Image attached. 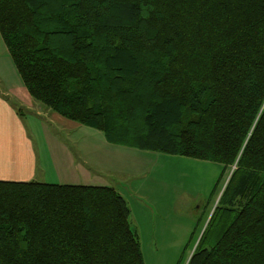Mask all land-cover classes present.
<instances>
[{
    "label": "trees",
    "instance_id": "obj_1",
    "mask_svg": "<svg viewBox=\"0 0 264 264\" xmlns=\"http://www.w3.org/2000/svg\"><path fill=\"white\" fill-rule=\"evenodd\" d=\"M0 34L46 108L222 164L209 202L235 166L187 264H264V0H0ZM130 215L112 186L0 180V264H145Z\"/></svg>",
    "mask_w": 264,
    "mask_h": 264
},
{
    "label": "rangeland",
    "instance_id": "obj_2",
    "mask_svg": "<svg viewBox=\"0 0 264 264\" xmlns=\"http://www.w3.org/2000/svg\"><path fill=\"white\" fill-rule=\"evenodd\" d=\"M25 120L36 148L46 140L52 156L55 151L64 155L65 146L68 151L77 149L78 161H88L91 169L92 177L86 183L106 184L123 195L145 264L188 263L235 166L226 170L217 194L209 202L223 168L218 162L112 144L102 131L82 124L90 135L83 134L82 129H63L56 123L48 125L42 134L38 123L32 122L35 120ZM67 168L70 174L79 169Z\"/></svg>",
    "mask_w": 264,
    "mask_h": 264
},
{
    "label": "crops",
    "instance_id": "obj_3",
    "mask_svg": "<svg viewBox=\"0 0 264 264\" xmlns=\"http://www.w3.org/2000/svg\"><path fill=\"white\" fill-rule=\"evenodd\" d=\"M41 104L29 93L0 34V180L97 185L86 183L92 177L91 169L87 166L88 161H78L77 149L68 151L65 146L64 155L55 151V156H52L49 142L43 136L44 143L36 148L25 119L35 120L32 122L38 123V131L42 134L48 130V125L53 126L55 123L63 129L83 128L81 124L49 108L44 109ZM50 116L54 119H46ZM39 122H43V125ZM88 130L82 129V133L90 135L91 131ZM50 138L48 132L47 139ZM52 139L54 141L56 138ZM69 166L79 169L70 174L67 172ZM40 173L43 174L39 177ZM58 176L59 180H56Z\"/></svg>",
    "mask_w": 264,
    "mask_h": 264
}]
</instances>
